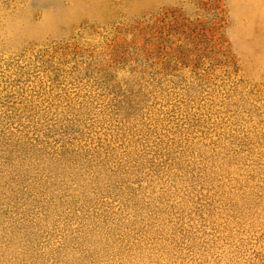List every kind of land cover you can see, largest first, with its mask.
<instances>
[{
    "label": "rangeland",
    "instance_id": "rangeland-1",
    "mask_svg": "<svg viewBox=\"0 0 264 264\" xmlns=\"http://www.w3.org/2000/svg\"><path fill=\"white\" fill-rule=\"evenodd\" d=\"M0 264H264V0H0Z\"/></svg>",
    "mask_w": 264,
    "mask_h": 264
}]
</instances>
